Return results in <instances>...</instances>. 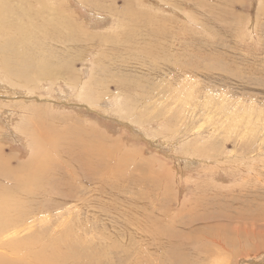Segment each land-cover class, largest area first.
I'll list each match as a JSON object with an SVG mask.
<instances>
[{
	"label": "rangeland",
	"instance_id": "obj_1",
	"mask_svg": "<svg viewBox=\"0 0 264 264\" xmlns=\"http://www.w3.org/2000/svg\"><path fill=\"white\" fill-rule=\"evenodd\" d=\"M15 1L14 4L20 5L22 11L35 13L37 9L44 19L55 12L61 13L86 31L89 37L95 36L96 39L86 38L82 44L67 53L57 49V54L53 55L48 65L43 66L36 60H25L26 56L29 57L27 54L18 56L16 52L19 47L16 51V46L6 45L8 48L3 56L10 60L12 67L21 69L22 76H13L15 71L11 70L12 73L9 66L7 70L13 78L8 82L11 81L14 89L1 92L3 82H7L5 75L8 74L0 69V109L3 107L2 111L5 112L3 116L4 112L0 111V156L8 160L11 167L18 163L28 165L27 161L30 159L27 156L38 150L41 158L43 155L49 158L47 160L44 157L43 167L39 165L41 161L29 162L32 168L40 167L42 175L51 169V175L48 173L49 180L43 177V181H40V185L50 187L49 190L46 189L47 192L45 190L40 193L39 198L42 200H52L58 195L59 177L63 176V184H59L61 193L83 185L78 183L80 180L77 182L72 178L69 168L64 171L63 165L69 162V165L73 164L67 156L56 158V149L51 144L53 137L57 140L63 133L69 132V126L70 130L76 128L77 135L84 137L87 144L92 139L88 144L92 147L83 145L75 151L95 152V160L100 158V161L108 162V166L112 165L111 169L109 167L112 171L117 170L113 161L118 160L121 163L119 168L127 169L120 172L121 177L122 172L129 171L124 173L129 176L124 177L123 181L119 178L112 183L106 179L101 184L93 183L94 187L88 182L85 186L88 185L89 188L80 190L77 196L69 200L59 202L62 198L57 197L46 215L27 217L28 230L19 234V237H37L43 234V238L49 243L61 245L63 255L65 253L67 257L71 256L64 264L90 261L96 254L102 259L100 264H110L124 256L118 252H109L113 243L107 242L110 237L107 221L111 218L115 226H119L131 220L133 216L124 212L128 207L129 211L133 210L139 215L145 214L143 210L147 208L164 212L168 209V212L171 210V216L185 223L190 215H201L205 211L203 207H207L208 211L214 212L215 217H229L228 224H251L239 218L238 213L240 204L246 201L240 198L254 194L263 196L264 200V0ZM213 7L218 9L216 14H206L205 9ZM193 11H197V22L190 15ZM170 20L178 22L179 26L163 37L169 33L177 35L172 39L173 46L179 52L187 54L181 59L182 66L192 69L195 73L194 80L177 77V72L172 67L173 61L161 69L157 68L160 60L154 61L152 65L156 66L149 68H146L148 65L139 68V60H136L137 63L130 61L131 64L122 66V69L115 67L122 56L126 53L132 55L131 52L138 48L135 42L126 41L136 37L125 35L123 27L119 28L121 24L140 23L141 27L156 32V36H161L155 42L160 51L159 44L162 45L163 41L159 33L162 31L153 27L168 25ZM151 40H154V36ZM96 42L101 43L100 47ZM29 46L33 58L45 57V50L37 49L36 43ZM171 48L168 47L167 53L172 57L174 53ZM104 54L111 55L112 58L106 60ZM17 59H22L20 67L16 65ZM66 69L70 70V74ZM123 74L125 81L121 78ZM166 82L169 83V88L166 87ZM82 84L83 87H80ZM177 89L180 93L175 95L173 92ZM80 93L85 102L78 97ZM7 106L13 110L18 107L24 114L21 111L20 115H12L11 118L6 111ZM34 122L43 131L35 128ZM73 125L77 126L74 128ZM44 149L46 153L48 151L47 154ZM109 152L114 157L110 160ZM114 211L123 213V217L117 220L113 215ZM177 214L185 218L182 220L181 215L178 217ZM205 222L210 223H202ZM194 225H185L183 234L189 232L193 236L180 242L181 246L188 247L189 243L194 242ZM61 237L64 241H61ZM133 241L134 239L128 243V247L137 251V247L142 244ZM261 242V238L248 241L244 233L230 234L228 239H220L217 244L199 239L188 247V251L201 248L214 255L219 253L222 260L220 264H264V247L256 248ZM144 249V254H150L155 260L156 252ZM77 252H84L90 257L83 254L80 257ZM200 255L199 252L196 257L191 254L187 264H213L212 259L208 261L205 256Z\"/></svg>",
	"mask_w": 264,
	"mask_h": 264
},
{
	"label": "bare ground",
	"instance_id": "obj_2",
	"mask_svg": "<svg viewBox=\"0 0 264 264\" xmlns=\"http://www.w3.org/2000/svg\"><path fill=\"white\" fill-rule=\"evenodd\" d=\"M14 1L15 0H0V69L2 70V72L8 74V75H5L7 78L6 79L7 82L6 81L3 82L4 87L1 90V92H8V89H14V86H12L10 83L11 81L8 82V80L9 79L11 80L13 78V76H18L17 78L22 76L21 69L19 68L20 71H18L19 70L18 68L12 67L10 60L8 61L7 58H5L3 56V54H4L3 52H5V50L8 47L16 46V51H17V47H19V50L16 52V54H18V56L21 57L22 54H27L29 57L26 56L25 60H27L29 62L31 60H36L38 62V64H41L43 66V64L48 65V63L50 62V59L53 57V55L57 54L55 52L57 49L58 50L59 49L65 50V52L67 53V51L69 52L71 49L82 44L86 38H89L92 40L96 39L95 36L89 37L85 33L86 31H83L78 25H76L75 23H73L69 19H66L63 16V14H61V13L59 14V13L55 12V14H50L48 16L49 17L48 19H46V18L44 19L43 16L39 15L40 12L37 9H36L35 13L32 11H28V10L26 12L22 11V9L19 7L20 5L16 6V4H14ZM83 1H85V0H83ZM15 2H17V1H15ZM18 3H19V1H18ZM25 3L27 5H30L26 1H25ZM229 3L231 5V2H229ZM168 4H171V3H168ZM171 6H173V5L171 4ZM199 6H200V4H199ZM92 7L96 8V6H92ZM39 8H41V7H39ZM122 10H123V12H125L124 9H122ZM205 10L207 11L206 14L210 13V15L211 14L215 15L218 9L213 7L211 9H205ZM50 11H51L50 13H53L52 10H50ZM196 12L197 11H193V14L192 13L190 14V15H193V17L195 18V21L199 20L197 18V16H195ZM203 13H204V11H203ZM129 14H131V13H129ZM179 14H180V12H179ZM124 15H126V14H124ZM127 17L128 16L126 15V18ZM36 18L39 20V23H38V20H36ZM183 18H185V17H183ZM175 20H179V19H175ZM192 20L194 21V19H192ZM221 22H223V21H221ZM112 23H114V22H112ZM186 23H188V22H186ZM192 24H194V23L192 22ZM198 24H200V23H198ZM198 24H196V25H198ZM136 25L121 24V26H119V28L123 27V33L125 35H127L129 37H136L134 40L126 39V41L129 43L135 42L138 48L131 52L132 55H128L127 53H126V55L124 54L125 56L124 57L122 56L121 60H119L117 62V65L115 67L122 69V66L126 67V66L130 65L131 64L130 61L133 60L132 62H134L136 60L137 61L139 60V62H140L139 68L140 67L145 68L146 65H148L146 68H149L151 66L155 67L156 65H152L153 62L154 61L157 62L158 60H160V65H158L157 68L161 69V68L165 67L166 64L168 65V63H170V61H173L174 66H172V67L175 68V71L177 72V77H185L189 80H194L195 73L193 71H191L192 69L189 70L188 68H184L182 66V60L181 59H183V57L186 56L187 54H185L183 52H179L178 49L177 48L175 49L173 46L174 40H172V39H175V36L177 37V35H175L174 33L173 34L169 33L168 35L165 36L166 38L163 37L164 34H166L167 32H172L176 26H179L178 22H174V21L170 20V24H168V25H166V24H165V26L157 25L156 27H153V29H155V30L162 31L161 33H159V35H162L161 41H163L162 45L159 44L160 51L157 49V47H156L157 44L155 45V42L161 36L160 37L158 35L156 36V34H157L156 32H152V31L146 29L144 26L141 27L140 23L139 24L136 23ZM219 25H221V24H219ZM229 25H231V24H229ZM171 26H173V27H171ZM191 28H193V27H191ZM187 29H188V27H187ZM195 29H197V28L195 27ZM213 29H215V28H213ZM219 29L221 30V28H219ZM146 30L148 32H146ZM215 30H218V29H215ZM207 31H209V30H207ZM221 31H223V30H221ZM209 35H210V33H209ZM213 35H215V34H213ZM148 36H150V38H147ZM153 36H154V40L152 41L151 39L153 38ZM176 40H177V38H176ZM176 40H175V42H177ZM205 41H207V40H205ZM175 42H174V44H175ZM31 43H36L38 45L37 49H40V50L44 49L45 53H46L45 57L37 56V57L33 58L32 52L29 51V49H30L29 45ZM7 44H9L8 47H6ZM97 44H99V43H97ZM100 45H101V43L99 44V47H100ZM60 46H63V47H60ZM96 46H98V45H95V47ZM168 47H169V49L172 47L171 50L173 51L174 56L171 57V55H169V53H167ZM8 50H10V49H8ZM112 52H114V51H112ZM35 53H36V50H35ZM38 54H40V53H38ZM104 55H105L106 60L112 58L111 55H106V54H104ZM6 57H7V55H6ZM23 57L25 58V56H23ZM218 60H216V62H218ZM15 61H16L17 67H20L21 63H22V59H17ZM137 61H136V63H137ZM23 62L25 63V61H23ZM53 62H55V61H53ZM60 62H62V61H60ZM26 64H28V63H26ZM104 64H106V63H104ZM9 66L11 68V69L9 68L10 71L11 70L15 71L13 76L9 75L10 73L7 70ZM54 70H56V69H54ZM68 71L70 72V70H67V72ZM124 71L126 72V70H124ZM155 73H157V72L155 71ZM51 75L53 76L54 74H51ZM51 75H50V77H51ZM26 76H27V74H26ZM54 76H56V75H54ZM30 77H31V75H30ZM14 78H16V77H14ZM31 78H29V80H31ZM121 78H123L125 81L126 80L125 74H123ZM195 78H197V77H195ZM24 79H26V77ZM197 80H198V78H197ZM17 84H18V82H17ZM78 84H79V82H78ZM165 85H166V87L169 88L168 82H166ZM128 86H129V84H128ZM80 87H83V84ZM0 89H1V85H0ZM28 90H29V88H28ZM173 93L175 95H178L180 93V91L177 89ZM78 97L82 101L85 102V100L82 99L81 93L78 95ZM2 110H4L3 107L0 109V111L4 112ZM6 111L8 112V115H11V116L12 115L18 116L23 112L18 107H16V109L13 110V109H9L8 106L6 108ZM2 114H3V116H5L4 115L5 112ZM23 114H24V112H23ZM119 115H121V114H119ZM122 115H123V113H122ZM13 116L11 118H13ZM232 119H230V120H232ZM235 123H236V121H235ZM37 124L38 123L34 122L33 123L34 127L37 128L38 130L39 129L42 130V128L39 127L40 126L39 124H38L39 126H36ZM76 126H74V128ZM87 126H89V124ZM29 127H31V125ZM35 128L33 130H35ZM69 128H71V127L69 126L67 129V130H69V132L63 133L61 136H59V138L57 140L55 139L56 137H53L51 144L56 149V152H57L56 158L62 157V156H65V157L67 156L70 159L71 163L73 164V166L69 165V163H70L69 162V163H66L67 165H63L64 171H65V169L69 168L68 169L69 174L72 176V178H75L77 180V182H78V180H80L78 183H81L83 185H77V186H79V188H77V186H75V188L70 189V191H68V192L64 191L65 193H61L59 184H63V176H62V178L59 177L57 180L58 181V189H59L58 195L55 198H53L52 200L51 199L42 200L39 198L41 192L44 193V191L46 189L49 190V188H50V187H47L46 185H43V184H42L43 186L40 185V183H41L40 181H43V179H42L43 177L45 179H47L49 177L48 173H50L51 169L48 168L50 171H48L47 174L43 173L44 175H42L43 170L40 169V167L38 169L34 168V167L32 168V165H30V163H29L30 161H33V162L35 161L36 163L41 161V163L39 165H42L41 167H43V166H45L43 163V160H44V157H46V155L45 156L43 155L41 158V156H39V153H37L39 151L38 150L36 153H31V155L27 156L30 159V161H27L28 165L25 166V165H23L24 163L22 162L23 164L18 163L15 165V167H11L9 161L4 160V158L2 156H0V264H64L66 261H68L70 259L71 256L67 257V255L65 253H64V255H66V256H64L63 253H61V248H60L61 245L59 246L56 243H53V244L49 243L48 241H46V239L43 238V234L40 236H37V237H27V236L26 237H21V236L19 237L18 236L19 234H21L23 232H27V230H28L27 225H29V223H28L29 220H27V217H34V216L37 217V216L46 215L45 213H48L51 211V208L53 206L52 204L55 201H57L56 200L57 197L62 198L59 202H64L66 200H69L70 198L77 196V194L79 193L80 190H86L87 189L86 187H88V185L85 186V184L88 182H90V184L91 183L92 184L93 183L101 184V183H104V180L107 179V180H111L113 183V181H116V179L120 178V180L123 181L124 177L129 176V175L124 174V173H128L129 171L128 172H122V177L120 176V172L127 170V169L126 168H124V169L119 168V165H121V163L118 160L113 161L114 164H116L115 167L117 166V168H116L117 170L112 171V170H110L112 165H111V167L108 166L109 165L108 162L105 161L106 162L105 163L103 161H100V158H99V160H95V158H96L95 152H88V150L85 152L75 151L83 145L85 147H87L86 145H88L92 139L90 140V142L88 141L89 143L87 144V140L84 139V137H80L77 135L78 130H76V128H75V130L74 129L70 130ZM86 130H88V129H86ZM89 130H91V129L89 128ZM19 131H20V129H19ZM80 131H81V129H80ZM34 132H36V131H34ZM15 133H16V131H15ZM39 133H42V132L40 131ZM39 133H37V134H39ZM79 135H80V133H79ZM44 136H45V134H44ZM37 137H38V135H37ZM69 137H71V138H69ZM67 139H69V142H66ZM97 141L98 140H96L95 142L98 143ZM37 143H38V141H37ZM41 143L42 142H40V144ZM98 144H97V146L99 147ZM88 146L92 147L91 145H88ZM28 150H29V148H28ZM101 150H99V151L101 152ZM44 153H46V150ZM47 153H48V151H47ZM96 153H97V151H96ZM111 153L112 152H109L110 158H108V160H110L111 157H113L111 155ZM48 159L49 158H47V160ZM56 160H59V159H56ZM123 161H125V160H123ZM36 163H35V165H36ZM49 163H50V161H49ZM62 164H63V162H62ZM74 165L75 166L77 165V166L75 167ZM109 167H110V169H109ZM53 172H54V170H53ZM56 174H58V172ZM50 175H51V173H50ZM52 176H53V174H52ZM52 176H50V177H52ZM112 177H114V178H112ZM52 178H50V179H52ZM56 178H57V176H56ZM69 179H71V178H69ZM48 180H49V178H48ZM258 180H259V178H258ZM64 181H66V180H64ZM261 181H259V182H261ZM67 185H69V184H67ZM65 186H66V184H65ZM103 186L105 187V185H103ZM93 187H94V184H93ZM47 190H46V192H47ZM102 193H104V192H102ZM54 194L55 193L53 192L52 195H54ZM44 197H46V196H44ZM238 197H239V195H237V198ZM262 197L254 195V194H252V196L250 194V196H248V197H243V198L239 197L242 200H246L243 202L244 204H240L241 206L239 207V213H238L239 218L246 220V221L251 223V224H242V225H240L238 223H236L235 225L228 224L229 219H230L229 217L217 216V215L215 217L214 212L208 211L207 207H203V209H205V211L202 212V214H201L203 216H201L199 214L198 215L193 214L192 216L190 215V218H189V220L187 218L186 223L183 221L181 222L179 220V218L178 219L174 218L173 215L171 216V212H170L171 210L168 212V209H166V211L164 212L163 210L156 211V208H155V210H149V208H147V209L143 210L145 212V214L139 215V214H136L133 210L129 211V207H128L125 209L124 212L130 216H133L131 220L125 221L123 224L121 223L122 225L119 224V226L118 225L115 226V223L113 222V219H111V218H109V220L107 221V227H109V233L108 234L110 236L109 241H107V242H110L109 244L113 243V245H111L109 247V252H114L115 254H117L116 252H118L119 254H121V255L123 254V256H124L123 258H121L122 256H120V258L116 262L113 261L110 264H187V263H189L188 258L190 257V255L194 254V256L196 257V253H198V252L201 253V255L205 256L206 260L209 261L210 259H212V261H214L213 264H220V262H222V260L220 259L221 256L219 253H218V255H214L213 252H210L209 250L202 251L201 248L188 251V247H190L193 243H196L197 241H199V239H202V241H206V240L209 241L210 240L213 243L217 244V243H219L220 239H223V240L228 239V235H230V234L239 235V234L244 233L245 237H246V239H248V241H251V240L256 241V240L261 238V241H262L260 243L261 245L259 244L260 246H258L256 248H262L263 249V247H264V200H262L263 199ZM120 199H121V197L119 198V200ZM153 200H154V197H153ZM37 201L38 202L41 201L42 205H40L41 204L40 202L37 203ZM203 204H204V202H203ZM198 208H200V207H198ZM193 209H192V211H193ZM192 211L190 212L191 214H192ZM194 211H196V210H194ZM199 211H200V209H199ZM118 212L119 211H114V213H113V215H115V218L117 220H119L123 217V213H121V212L118 213ZM216 213L218 214L219 211H217ZM186 214H188V213H186ZM177 215L179 217V215H181V214H177ZM180 218L183 220L185 218V216L181 215ZM39 219H41V217ZM204 221H208V222L210 221V223L209 224H207V222L202 223ZM213 221H215V222L213 223ZM198 224H199V228H197ZM185 225H190V226L194 225V228L196 229L195 231L192 232L195 235V240L193 243H189L188 247L181 246L182 244L180 243V242H183V240L187 241L189 239V237L193 236V235H189V232H187L188 234L187 233L183 234ZM25 227H27V228H25ZM107 232H108V230H107ZM102 235H104V234H102ZM185 236H188L187 239H183ZM17 237L19 239L16 240L15 238H17ZM133 239H134L133 242H137L139 244H142V246H139V248L137 247V251L134 250V248L128 247V245H129L128 243L130 241H132ZM61 241H64L62 239V237H61ZM137 243H135V245ZM132 247H133V245H132ZM144 248H147V250H152V252H156L154 254L155 260L151 258L150 254H146V255L144 254L146 252V250ZM149 252H151V251H149ZM202 252H205V253L203 254ZM77 253H80V252H77ZM81 254H83L86 257H90V255H88L84 252H81L79 254L80 257H81ZM207 254L209 256H206ZM73 255H75V254H73ZM97 255H98V257H97ZM225 256H227V255H225ZM100 259H101L100 255L96 254V257L94 259H90V261H84V262H80V263H76V264H100L102 262V261H100ZM73 261H71V262H73ZM194 261H195V259H194ZM194 264H197V263H194Z\"/></svg>",
	"mask_w": 264,
	"mask_h": 264
}]
</instances>
